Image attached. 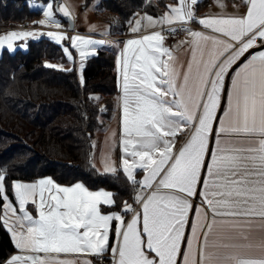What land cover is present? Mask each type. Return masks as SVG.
I'll return each mask as SVG.
<instances>
[{"label":"snow or ice","instance_id":"6c2138e0","mask_svg":"<svg viewBox=\"0 0 264 264\" xmlns=\"http://www.w3.org/2000/svg\"><path fill=\"white\" fill-rule=\"evenodd\" d=\"M198 3L177 0L162 17L145 15L130 28L139 33L147 26L197 21L207 31L169 30L191 38L179 42L190 54L186 68L178 69L175 50L165 45L161 31L123 42L117 60L120 166L139 210L125 201L122 211L104 212L102 206L116 205L112 192L90 191L82 183L59 186L52 179L13 181L14 205L0 173V220L8 223L9 213H19L17 224L24 229H8L19 253L5 264H91L75 257L106 252L111 264H264V0H245L242 15L222 11L205 18L195 16ZM217 4L224 9L220 0ZM46 9L40 23L61 27L53 4ZM59 11L71 15L67 7ZM37 35L12 31L0 36V48L13 50L15 40ZM47 36L57 44L69 40L62 50L69 61L71 49L79 54L81 72L92 46L103 43L52 31ZM185 129L190 138L174 150ZM103 164L106 173L117 172L110 158ZM197 195L202 203L194 206ZM29 203L38 218L27 210Z\"/></svg>","mask_w":264,"mask_h":264},{"label":"trees","instance_id":"16d2710c","mask_svg":"<svg viewBox=\"0 0 264 264\" xmlns=\"http://www.w3.org/2000/svg\"><path fill=\"white\" fill-rule=\"evenodd\" d=\"M96 1L85 0L83 6H94L98 16L102 10L101 18L111 25L115 36L128 33L130 22L139 14L159 15L168 2ZM40 16L28 0H0V34L19 25L38 26ZM62 48L43 37L30 40L25 51L5 49L0 56V173L6 176L7 195L14 200L13 181L51 177L64 185L83 182L91 189L111 190L116 205L103 207L104 211H122L125 201L133 203V186L122 170L103 173L93 162L94 141L106 127L119 93L118 53L100 50L87 59L81 83L77 64L72 71L46 66L68 63ZM15 250L0 220V264Z\"/></svg>","mask_w":264,"mask_h":264},{"label":"crops","instance_id":"0c3cea01","mask_svg":"<svg viewBox=\"0 0 264 264\" xmlns=\"http://www.w3.org/2000/svg\"><path fill=\"white\" fill-rule=\"evenodd\" d=\"M98 1L99 0L96 1V4ZM220 2L225 5L223 10L218 6L217 0H199V3L195 6V16L197 18H205L206 16H208L210 14H219L222 11L224 13H227V14L242 15L246 12V9H247V5L245 3V0H220ZM84 3H85V0H61V5L64 7H67L70 11V14H71L70 16L73 19H75V30H74V32L70 33L69 26H67L63 22L60 24L61 27H59V28L54 27L52 30L47 29V30H45L46 32H44L42 26H37V27H34L35 29L34 28L28 29L26 27V29L8 30V31L1 33L0 36L8 34L12 31L37 33L38 35L35 37H27L24 39H17L13 42V47L24 49V50L26 49V43L30 40H38V39H41L43 37L49 38L47 36V33L49 31L64 34V35L69 36V37L79 35V36H82L84 38H89V39H93L96 41H103L102 44H97V45L92 46L95 49V51H94V53H91V50H90V55L83 62L84 66H83L82 72H81V67H80L81 62L79 59V54L74 49H71V51L73 50L72 53H73L74 61L68 60V63L66 65L54 64L56 66L62 65L64 68H70V67L72 68L75 64H77L78 68H79L80 75L83 76V71H84L87 59H89L92 56L97 55L100 52V50L116 51L118 53V58H119L120 53L122 52V49L124 47L123 42H126L128 39L138 38L142 35L151 34L155 31H161L165 35V45L175 50V55L177 56L176 64H177L178 69L180 68V65H184L186 68L187 61H188V59H190V54L186 51L187 45L179 44V42L191 39L190 36H188L187 32H186V35L181 39L168 41L166 39V30L169 27H171L172 25L161 26V25L157 24V26L154 28L151 26H147L145 28H142V30L139 33H132L130 31L132 24L136 20L144 17L145 15H149V16H152L154 18L162 17L168 11V6L169 5H175L177 3V0H168L166 7L163 9L162 13H160L159 15L147 14V13L139 14L131 22L128 33H125V34L118 33V34H116V36H115V34H112L111 25L108 22L101 19V17H99L95 13V11H94L95 7L94 6H90V7L86 8V10L81 9L83 7ZM76 15H78L79 20L77 18H75ZM190 23L192 24V26L189 28L191 31H202V32L207 31L201 25H199V23L197 21H192ZM49 39H51V38H49ZM61 45L64 46V41L61 43ZM5 49H8L7 46L0 49V56L2 55V53ZM182 70L183 69H181V71ZM117 74H118L119 93L114 97L115 98L114 108H113L112 115H111L110 119L107 121L106 127L116 126V128L118 129V132H119V151L117 153L118 156H117L116 160H117V167L120 168V170H121L120 162H121V158H122V145L120 143V129H121V118H122V100H121L122 89H121V81H120V77H119L118 67H117ZM233 75H234V73L232 72L230 77H232ZM226 81H227V79H226ZM226 81H225V86H226ZM230 84H231V81L229 80L228 92H230V90H231ZM226 103H227V96H226L225 106H226ZM217 115H218V118H220L221 114L218 113ZM214 127H218V125H214ZM190 131H191L190 129H185V130H183L182 134H178L177 142L175 144L174 150L178 151L186 143V141L190 138ZM100 133H102V130L100 131ZM93 160H94L93 162H94V165L96 166V168L98 170H100L101 172L106 173L104 171V164H103L104 159H102V156H100L97 160H95V158ZM111 162H115V161H111ZM138 172H139V170H138ZM107 173H111V172H107ZM137 178L142 179L143 173L139 172V174L137 175ZM40 179H52L54 183L58 184L59 186H65V187H73L76 184V183L71 184V185L60 184V183L56 182L51 177H43ZM40 179H38L36 181H17V182L36 183ZM77 183H82L90 191H101V190H103V191H109V192L113 193V191L108 190L106 188L91 189L87 185H85L83 182H77ZM200 191H201V189L198 188L197 192L199 193ZM113 198L115 200L114 193H113ZM192 203L194 206L200 205L202 203V197L197 195V197L192 199ZM13 204L14 205L16 204L15 200H13ZM103 207H107V206H102V209L104 211ZM26 208L34 218H38L37 208L35 205H33L32 203H29L26 206ZM104 212H106V211H104ZM107 212H109V211H107ZM113 212H120V211H113ZM18 214L19 213H17V215ZM17 215H13L12 213H9L7 215V217H5V219H7V221H8V223H5L7 230L10 227H15L16 231H24V229L20 228L17 224ZM125 219L126 220L131 219L130 213L126 214ZM190 220H195V216H190ZM9 233H10V236L12 238V233L10 231H9ZM256 238L259 239L258 234H257ZM12 241H13V239H12ZM110 242H111V239H110ZM13 243H14V241H13ZM14 246H15V243H14ZM18 253H19V250L16 248V250L12 254H10V256L2 264H5V262L11 256L16 255ZM104 254H111V253L106 252ZM253 254H258V253H253ZM41 255H43V254H41ZM100 256L101 255L78 254L75 258L80 259V260H89V261H91V264H99V260H100L99 257ZM64 258L71 259L73 257H64Z\"/></svg>","mask_w":264,"mask_h":264},{"label":"rangeland","instance_id":"374dc122","mask_svg":"<svg viewBox=\"0 0 264 264\" xmlns=\"http://www.w3.org/2000/svg\"><path fill=\"white\" fill-rule=\"evenodd\" d=\"M100 1V0H99ZM98 1V2H99ZM30 8L36 11L41 12L40 18L37 20L38 26H42L44 32L45 30L50 29L52 30L55 26L54 25H42L40 22L41 21H46V17L43 15L44 11H46V5L49 3L53 4V19L57 20L60 24L63 23L62 18L57 12L56 9V3L55 0H28ZM62 5H60L61 7ZM87 7L83 6L81 9L86 10ZM95 11V10H94ZM96 13V11H95ZM106 15H109V12L105 11L104 12ZM100 16L102 17V10L100 11ZM75 18H79L78 15H76ZM102 19V18H101ZM79 20V19H78ZM75 21V19H74ZM66 24V23H65ZM68 26V25H67ZM26 27L29 28H34L37 26L29 25H19L14 28H11L10 30H19V29H26ZM35 29V28H34ZM8 31V30H7ZM74 32L70 30V33ZM69 37V36H68ZM29 42V41H28ZM28 42L26 43V49L28 48ZM6 46V45H5ZM4 46V47H5ZM1 49V48H0ZM18 48L13 47V50H10L11 52H15ZM25 51L24 49H22ZM94 146H95V151H94V158L97 160L100 156H102V159L105 160L110 158L111 161H115V166L117 167V153L119 151V132L116 126H108L105 129H102V133H98V137L94 141ZM120 170V168L117 167V172Z\"/></svg>","mask_w":264,"mask_h":264},{"label":"built area","instance_id":"2783aa9c","mask_svg":"<svg viewBox=\"0 0 264 264\" xmlns=\"http://www.w3.org/2000/svg\"><path fill=\"white\" fill-rule=\"evenodd\" d=\"M192 26L191 23H187V24H174L171 27H169L166 30V39L168 41H172V40H178L183 38L186 35V31H178V32H171L170 33V29L175 28V29H189ZM138 180H140L141 178H137ZM133 207L136 208L137 210H139V206L132 203ZM131 215V213H130ZM99 260V264H111V254H103L101 255Z\"/></svg>","mask_w":264,"mask_h":264},{"label":"water","instance_id":"95a60500","mask_svg":"<svg viewBox=\"0 0 264 264\" xmlns=\"http://www.w3.org/2000/svg\"><path fill=\"white\" fill-rule=\"evenodd\" d=\"M55 1H56V9H57V12L59 13L60 17H61L66 23H68L70 30H71V31H74V30H75V21H74V19H73L71 16H70V17H65V16L59 11L60 4H61V0H55ZM250 51H255V49L250 50ZM238 63H239V62H238ZM236 67H237V65H234L233 68H236ZM231 73H232V71L229 72V77L231 76ZM229 80H230V79H227V81H226V86H225V88H226V93L228 92ZM225 102H226V96H225V99H223V101H222V104H221L222 108L225 106ZM219 114H220V113H219Z\"/></svg>","mask_w":264,"mask_h":264}]
</instances>
